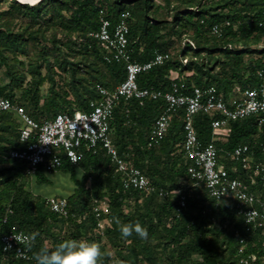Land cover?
Instances as JSON below:
<instances>
[{"label":"trees","instance_id":"1","mask_svg":"<svg viewBox=\"0 0 264 264\" xmlns=\"http://www.w3.org/2000/svg\"><path fill=\"white\" fill-rule=\"evenodd\" d=\"M5 3L8 7L3 8ZM101 10L113 24L121 12H131L129 46L133 60L145 62L157 52L171 53L169 60L139 75L141 87L167 91L172 81L179 80L188 86L215 85L230 99L260 84L264 28L256 19L264 13V0H39L34 4L0 0V65L6 66L9 79L0 85V95L23 105L39 121L60 112L89 111L91 102L101 99L99 84L113 90L126 77L125 64L107 62L104 47L91 35L101 26ZM19 16L28 22L16 30L13 23ZM216 24L222 28L220 36L212 33ZM54 27L58 32L47 36ZM43 40L52 45L42 44ZM30 42L41 45L35 61L23 72L13 70L9 57L18 53L26 56ZM164 103L158 99L139 105L136 100L121 99L111 120V137L119 153L154 185L181 190L186 195L185 207L177 192L160 197L125 189L123 172L99 147L96 152L86 151L80 166L65 162L55 170L69 174L75 188L68 195H55L68 198L70 215L53 212L46 203L47 196L36 195L30 188L33 179L38 184L52 183V172L40 167L28 175L24 161L5 157L10 149L25 144L20 140L22 124L16 113L0 109V224L8 213L5 230L17 226L28 234L38 232L32 254L41 247L51 249L64 239H85L100 243L106 254H110L106 243L115 247L122 264H264L262 229L253 226L248 230L231 199L218 201L203 183L191 178L182 113L175 116L159 145H149L151 129ZM211 120L203 113L196 116L199 138L223 149L220 155L231 174L260 195L256 175L228 158L225 150L248 144L260 155L264 127L255 116L231 120L230 133L221 140L213 132ZM102 200L109 204V212L103 217L112 220L105 235L98 230L95 212ZM116 219L122 223L139 220L148 229V239L141 240L135 234L122 238ZM111 260V255H106L104 264ZM0 264L35 261L0 252Z\"/></svg>","mask_w":264,"mask_h":264},{"label":"built area","instance_id":"2","mask_svg":"<svg viewBox=\"0 0 264 264\" xmlns=\"http://www.w3.org/2000/svg\"><path fill=\"white\" fill-rule=\"evenodd\" d=\"M101 14V26L91 35L104 47V58L107 62L125 64V79L113 90L99 84L97 89L101 99L99 102L92 101L89 111H77L73 114L60 112L42 121L36 120L23 105L0 95V109L14 111L20 120L22 124L20 140L25 144L22 148L10 149L5 157L24 161L27 165V174L33 175L40 167L51 173L62 167L65 162L80 166L86 151L96 152L102 147L123 172L125 189L139 190L146 195L157 193L160 197H168L171 193L177 192L180 194L181 205L185 207L186 195L181 190L168 191L154 185L141 169L130 164L119 153L111 137V120L121 99L125 101L133 99L139 105H144L148 100L162 99L165 102L164 108L151 129L149 145H159L167 137L175 116L182 113L184 151L191 160L188 167L191 178L197 183H203L209 194L218 201L231 199L238 213L248 224V230L257 226L264 234V141L261 143L260 155L252 151L248 144H240L225 150L228 158L237 161L243 169L256 175L260 187V195H257L251 190L249 183L231 174L220 155L223 149L213 141L203 143L195 127L196 116L200 113L212 117L213 132L221 140L227 139L231 120L255 116L258 124L264 127V68L258 69L260 79L258 86L247 87L230 99H227L215 85L188 86L185 81L179 80L172 81L167 91L141 87L138 82L139 75L169 60L172 57L171 53L157 52L145 62L133 60L129 46L131 12L129 10L121 12L115 24L105 16L104 10H101ZM256 20L259 27L264 28V13ZM212 33L222 35L221 26L214 25ZM252 179L255 182V177ZM46 203L53 212L64 217L70 215L66 196H47ZM95 212L99 220L98 230L105 235L107 226L112 221L103 217V214L109 212L108 201H100L95 207ZM8 224L7 213L0 224V252L6 256L32 261V251L12 238L13 235L28 233L17 226L5 230L3 226ZM19 249L23 250V255H17ZM243 251L241 247L240 252ZM242 261L247 263V257L243 256Z\"/></svg>","mask_w":264,"mask_h":264},{"label":"clouds","instance_id":"3","mask_svg":"<svg viewBox=\"0 0 264 264\" xmlns=\"http://www.w3.org/2000/svg\"><path fill=\"white\" fill-rule=\"evenodd\" d=\"M115 223L122 238L127 239L135 234L141 240L148 239V229L139 220L122 223L119 219H116ZM38 236V232H31L29 234L13 235L12 238L18 244L26 245L27 249L31 251ZM17 255H23V250H17ZM106 255L110 254L103 252L101 244L96 241L64 239L51 249L41 247L39 251L33 253L32 259L35 264H104Z\"/></svg>","mask_w":264,"mask_h":264},{"label":"rangeland","instance_id":"4","mask_svg":"<svg viewBox=\"0 0 264 264\" xmlns=\"http://www.w3.org/2000/svg\"><path fill=\"white\" fill-rule=\"evenodd\" d=\"M157 2L163 3V0H157ZM2 7L6 8L8 7V5L5 3L2 5ZM26 22H28L27 18L19 16L17 19H15L13 25L16 28V30H18V29H22L24 25L27 24ZM54 32H58V29H56L55 27L50 28L46 34L47 36H50ZM41 43L46 44L47 46L52 45L51 41H46V40H43ZM40 46L41 45L35 42H30L27 49L28 53L26 56L19 53L17 55L11 54V56L9 57V63L11 65V68L15 71H20V72L27 70V68L29 67V62L35 61V58L38 56L40 51ZM21 61L22 63H20ZM5 70H6V66L3 64L0 65V85L8 82L9 80ZM43 72H45V68L43 69ZM46 90H47V85L44 87V91ZM50 178L52 179V183L50 184H38L33 179L30 185L31 190L36 195L41 194V195L49 196V195H68L72 193V191L75 188L74 181L67 173L61 171H54L50 174ZM106 245H107L106 249L109 251L112 258V260L108 262V264H122V262L118 259L116 255V248L108 243H106Z\"/></svg>","mask_w":264,"mask_h":264},{"label":"bare ground","instance_id":"5","mask_svg":"<svg viewBox=\"0 0 264 264\" xmlns=\"http://www.w3.org/2000/svg\"><path fill=\"white\" fill-rule=\"evenodd\" d=\"M19 1H22V2H26V3H36L37 1L39 0H19Z\"/></svg>","mask_w":264,"mask_h":264}]
</instances>
